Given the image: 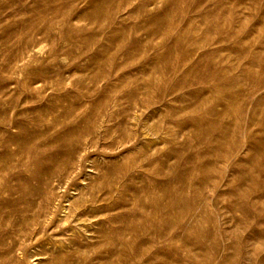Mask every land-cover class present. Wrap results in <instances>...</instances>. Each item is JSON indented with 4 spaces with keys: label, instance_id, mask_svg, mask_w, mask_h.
<instances>
[{
    "label": "rangeland",
    "instance_id": "obj_1",
    "mask_svg": "<svg viewBox=\"0 0 264 264\" xmlns=\"http://www.w3.org/2000/svg\"><path fill=\"white\" fill-rule=\"evenodd\" d=\"M0 264H264V0H0Z\"/></svg>",
    "mask_w": 264,
    "mask_h": 264
}]
</instances>
